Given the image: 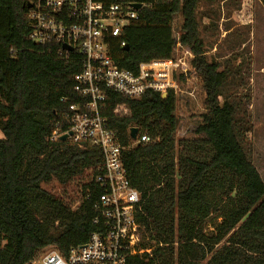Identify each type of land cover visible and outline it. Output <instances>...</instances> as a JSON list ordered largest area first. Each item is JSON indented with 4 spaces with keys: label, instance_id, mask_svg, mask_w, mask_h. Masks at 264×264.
<instances>
[{
    "label": "trees",
    "instance_id": "obj_1",
    "mask_svg": "<svg viewBox=\"0 0 264 264\" xmlns=\"http://www.w3.org/2000/svg\"><path fill=\"white\" fill-rule=\"evenodd\" d=\"M131 1L151 6L113 43L116 63L137 72L142 63L172 61L180 14L179 38L195 55L189 76L201 79L205 112L200 137L180 139L176 149L173 91L138 100L108 92L102 115L121 144L129 145L133 128L152 138L123 154L131 186L142 194L136 215L142 246L151 249L128 264H264V181L238 139L235 106L221 101L226 72L205 56L197 21L202 0ZM30 2L0 0V264H26L45 248L68 254L85 244L96 230L94 203L103 193L95 182L104 164L100 148L49 142L78 100L80 66L65 62L60 45L29 40ZM89 171L75 210L44 188L54 181L68 186Z\"/></svg>",
    "mask_w": 264,
    "mask_h": 264
},
{
    "label": "built area",
    "instance_id": "obj_2",
    "mask_svg": "<svg viewBox=\"0 0 264 264\" xmlns=\"http://www.w3.org/2000/svg\"><path fill=\"white\" fill-rule=\"evenodd\" d=\"M131 0H31L29 40L34 44L61 46L65 62L75 61L80 72L74 76L77 101L70 103L49 142L66 141L83 149L100 148L104 164L95 182L103 193L94 203L96 230L85 244L63 254L53 247L43 249L26 264H128V259L151 255L145 249L136 215L141 211L142 194L131 186L123 163V154L152 138L138 131L135 139L123 146L118 134L102 115L108 92L138 100L148 92L166 97L179 96L184 83L196 80L192 61L195 55L177 38L173 60L166 63H142L138 71L121 68L115 61L113 43L140 20V12L151 5ZM125 46L124 43H122ZM66 46L67 49L63 47ZM71 49V50H69ZM62 102H68L62 99ZM79 206V205H78Z\"/></svg>",
    "mask_w": 264,
    "mask_h": 264
},
{
    "label": "rangeland",
    "instance_id": "obj_3",
    "mask_svg": "<svg viewBox=\"0 0 264 264\" xmlns=\"http://www.w3.org/2000/svg\"><path fill=\"white\" fill-rule=\"evenodd\" d=\"M197 21L207 60L218 63L227 75L221 101L235 106L238 139L264 181V7L259 0H202ZM182 24V16L176 15L173 28L177 38ZM176 99L178 149L180 139L200 137L196 130L205 112L201 79L185 82ZM90 175L86 172L65 187L54 181L44 188L75 210ZM214 218L206 223L207 234L214 231Z\"/></svg>",
    "mask_w": 264,
    "mask_h": 264
},
{
    "label": "water",
    "instance_id": "obj_4",
    "mask_svg": "<svg viewBox=\"0 0 264 264\" xmlns=\"http://www.w3.org/2000/svg\"><path fill=\"white\" fill-rule=\"evenodd\" d=\"M28 8H31V5H29ZM135 8L139 10V9H141V5L137 4V5H135ZM63 48L67 49L66 46H64ZM125 49L127 50L128 47H126ZM69 50H71V49H69ZM137 134H138V129L137 128L131 129V134H130L131 138L135 139L137 137ZM66 139H67V136L62 137V141H66Z\"/></svg>",
    "mask_w": 264,
    "mask_h": 264
},
{
    "label": "bare ground",
    "instance_id": "obj_5",
    "mask_svg": "<svg viewBox=\"0 0 264 264\" xmlns=\"http://www.w3.org/2000/svg\"><path fill=\"white\" fill-rule=\"evenodd\" d=\"M88 185V184H87Z\"/></svg>",
    "mask_w": 264,
    "mask_h": 264
}]
</instances>
